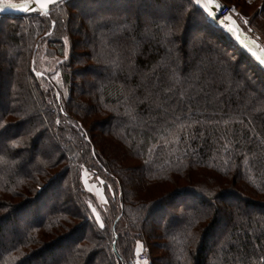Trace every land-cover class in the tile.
Segmentation results:
<instances>
[{
	"label": "trees",
	"instance_id": "trees-1",
	"mask_svg": "<svg viewBox=\"0 0 264 264\" xmlns=\"http://www.w3.org/2000/svg\"><path fill=\"white\" fill-rule=\"evenodd\" d=\"M137 242L149 264H264V69L189 0L0 16V264H137Z\"/></svg>",
	"mask_w": 264,
	"mask_h": 264
},
{
	"label": "rangeland",
	"instance_id": "rangeland-1",
	"mask_svg": "<svg viewBox=\"0 0 264 264\" xmlns=\"http://www.w3.org/2000/svg\"><path fill=\"white\" fill-rule=\"evenodd\" d=\"M4 1H21V0H4ZM229 1V3L235 4L237 7H240L242 9V0H227V2ZM260 4V3H259ZM256 4L252 8L251 10H247L246 12H242L243 15H246L248 17V21H249V25L252 27V34L259 39L260 37L257 36V33L261 36V34L259 32L256 33V31H258L259 26L264 25V11L263 12H258L260 11V6L258 8V5ZM239 5V6H238ZM246 8V7H244ZM249 8V7H247ZM246 8V9H247ZM264 10V9H262ZM254 14H258L259 17L255 18L256 20L254 21V23H251V17L254 16ZM257 26V28H256ZM247 27V26H246ZM245 27V28H246ZM263 28V27H262ZM260 28V30L262 29ZM247 30V28H246ZM263 30V29H262ZM261 32V31H260ZM264 34V31H262ZM261 32V33H262ZM262 41L261 44L264 46V36L262 35ZM45 46H42L40 51L38 52V55L36 57V61H35V69L37 71V73H43L45 71L52 73L54 80L57 83L62 84V78H61V72H60V67H59V62L62 60L61 56H57V57H48L46 55V51H45ZM68 53V45L66 44V48H65V55ZM85 179H87L88 183L86 184L87 188L89 190H91L97 197V200L100 204H104L103 202V198H105V194H104V190L103 187L101 185V182L97 179H95L91 174H88L87 177H85ZM144 253H148V264L150 263V256H149V249L146 248L144 250H142ZM142 253V252H141ZM141 253L139 252L138 256H137V261L139 260V256L141 255ZM141 261V260H139ZM143 262V261H141Z\"/></svg>",
	"mask_w": 264,
	"mask_h": 264
},
{
	"label": "water",
	"instance_id": "water-1",
	"mask_svg": "<svg viewBox=\"0 0 264 264\" xmlns=\"http://www.w3.org/2000/svg\"><path fill=\"white\" fill-rule=\"evenodd\" d=\"M64 1V0H63ZM217 3L221 5L220 0H216ZM61 2H56L54 4H49L47 8L42 9L40 6V3L37 2V0H21V1H4L0 0V16L3 15H15V16H28V15H34V14H45L47 15L50 13L51 8L54 5H57ZM10 5H16V7H10ZM222 10V6L220 8H214V11L216 12L217 18L210 17L212 21L222 27L227 33H229L233 39L236 41V43L244 49L263 69L264 65L260 64L259 61L256 60V58L252 55V53L242 44L240 41H244L245 44H248V47L253 48V51H258L253 44L252 41H255L256 44L260 46V48H264V46L261 44V42L248 30L244 28V26L239 22V20L232 15H226L222 17L220 15V11ZM227 16H231L232 20H226L225 18ZM221 21H224L225 24H232L234 21V26H238L240 29V39L238 40L236 36L229 32L227 28L224 27V25L221 23Z\"/></svg>",
	"mask_w": 264,
	"mask_h": 264
},
{
	"label": "snow or ice",
	"instance_id": "snow-or-ice-1",
	"mask_svg": "<svg viewBox=\"0 0 264 264\" xmlns=\"http://www.w3.org/2000/svg\"><path fill=\"white\" fill-rule=\"evenodd\" d=\"M38 3H40V6L42 9L47 8V6L49 4H54L56 2H63V0H37ZM189 3L194 4L195 6H197L200 10H202V12L206 13L209 17H213V18H217L216 16V12L214 11V8H220L221 5L219 3L216 2V0H189ZM10 7H16V5H10ZM232 11H235V9H231ZM47 15V13H45ZM226 20H232L231 16H227L225 18ZM55 21L52 22L53 26L55 25ZM221 23L224 25L225 28H227V30L231 33H233L236 38L239 40L240 39V29L238 26H234V21L232 24H225L224 21H221ZM245 24H248L249 21L247 19L244 20ZM51 33H45V35H50ZM67 42V41H66ZM242 44H244V46L246 48H248V50L252 53V55L256 58L257 61H259L260 64L264 65V48H260V46L258 44H256L255 41H252L251 43L253 44V46L258 49V51H253V48L248 47V44H245L244 41H240ZM37 75H42V73H37ZM167 91H171V89H167ZM59 93H57V96L59 97ZM159 107V105H158ZM61 111H63V109H61ZM46 119V118H45ZM60 119L57 118L55 123L56 124H60ZM17 144L16 141L12 142V147H15ZM93 155H95V153L93 152ZM85 177H87L88 173L87 170H85L84 173ZM88 181L87 179H85V184H87ZM202 194H203V190H202ZM208 195H212V193H207ZM103 202L106 204L107 203V199L103 198ZM89 207L91 208L94 216H95V220L98 223L100 228H104L105 224L103 222V220L101 219V215L100 212L97 211V209L95 207H93L91 205V203H89ZM114 243V241H113ZM143 245L140 244L139 242H137V248H136V252L137 254H139V252L142 250ZM262 260H264V257L261 258ZM137 264H148L147 261H137Z\"/></svg>",
	"mask_w": 264,
	"mask_h": 264
},
{
	"label": "built area",
	"instance_id": "built-area-1",
	"mask_svg": "<svg viewBox=\"0 0 264 264\" xmlns=\"http://www.w3.org/2000/svg\"><path fill=\"white\" fill-rule=\"evenodd\" d=\"M221 6H222V10L220 11V15L222 17L226 15H232L233 17L237 18L244 27L247 26L246 27L247 30L252 33V27L249 25V23L248 24L244 23V20L245 19L248 20V18H246L241 12H239L233 4L225 2V1H221ZM231 9H235V11H232ZM139 260L147 261L148 253L142 252L141 255L139 256Z\"/></svg>",
	"mask_w": 264,
	"mask_h": 264
},
{
	"label": "crops",
	"instance_id": "crops-1",
	"mask_svg": "<svg viewBox=\"0 0 264 264\" xmlns=\"http://www.w3.org/2000/svg\"><path fill=\"white\" fill-rule=\"evenodd\" d=\"M220 1H225V2H227V0H220ZM247 1L250 2V1H252V0H247ZM228 3H229V1H228ZM259 3H260V4L258 5V8H259V6H260L259 9L262 11V9H264V0H259ZM231 4H232V3H231ZM233 5H234V6L237 8V10H238L239 12H241V13L244 12V11L246 12L247 10H249V9L244 8V7H242V9H241L240 7H237L235 4H233ZM238 6H239V5H238ZM244 16H245L246 18H248L246 15H244ZM257 32H258V31H256V33H257ZM257 36L260 37L259 40L262 41V39H263L262 36H260L258 33H257Z\"/></svg>",
	"mask_w": 264,
	"mask_h": 264
},
{
	"label": "bare ground",
	"instance_id": "bare-ground-1",
	"mask_svg": "<svg viewBox=\"0 0 264 264\" xmlns=\"http://www.w3.org/2000/svg\"><path fill=\"white\" fill-rule=\"evenodd\" d=\"M259 40V39H258Z\"/></svg>",
	"mask_w": 264,
	"mask_h": 264
}]
</instances>
